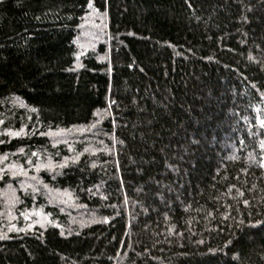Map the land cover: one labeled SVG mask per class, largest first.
Listing matches in <instances>:
<instances>
[{"label":"trees","instance_id":"16d2710c","mask_svg":"<svg viewBox=\"0 0 264 264\" xmlns=\"http://www.w3.org/2000/svg\"><path fill=\"white\" fill-rule=\"evenodd\" d=\"M264 0H0V264H264Z\"/></svg>","mask_w":264,"mask_h":264},{"label":"snow or ice","instance_id":"6c2138e0","mask_svg":"<svg viewBox=\"0 0 264 264\" xmlns=\"http://www.w3.org/2000/svg\"><path fill=\"white\" fill-rule=\"evenodd\" d=\"M262 124H264V121H261Z\"/></svg>","mask_w":264,"mask_h":264}]
</instances>
